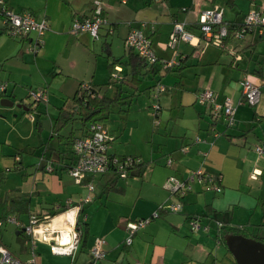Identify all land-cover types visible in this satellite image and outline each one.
<instances>
[{
  "label": "crops",
  "instance_id": "obj_1",
  "mask_svg": "<svg viewBox=\"0 0 264 264\" xmlns=\"http://www.w3.org/2000/svg\"><path fill=\"white\" fill-rule=\"evenodd\" d=\"M2 1L8 9L46 20L48 28L34 51L36 35L11 36L0 13V84L6 85L0 91V217L10 214L27 223L33 214L43 219L73 211L80 235L72 254L56 255L39 239L42 226L34 232L35 258L36 252L49 254L57 264H69L82 249L90 255L94 238L102 237L106 264H237L225 244V231L239 229L246 237H262L264 231V152L256 150L264 148V29L248 30L241 38L231 30L217 46L204 43L198 24L202 10L217 6L227 23L239 26L250 9L264 12V0H99L113 32L103 28L98 39L87 31H71L74 17L89 16L95 0ZM174 21L184 23L195 38L170 47ZM132 28L142 29L151 39L159 59L144 61L135 81L130 80L128 65L115 64L111 71L108 66L114 59H128L125 38ZM118 41L124 45L122 52L116 50ZM113 73L121 77L113 82L122 85L123 94L102 117L113 136L109 150L138 156L143 166L126 178L109 172L92 176L94 190L89 191L69 173L76 159L73 139L88 124L82 122V107L75 106V120L60 131L54 123L82 82L102 86L101 92L112 96L115 86L105 83L112 81ZM98 74H107L105 83L96 80ZM244 77L260 85V99L253 106L243 100ZM204 88L213 90L218 102L232 98L233 125L222 117L213 120L211 107L196 101ZM38 89L46 90V101L31 100L30 91ZM3 99L12 105L2 104ZM197 168L220 177L221 190L196 184L179 198L163 187L168 176L184 177ZM88 195L90 200L83 201ZM178 201L180 211L167 209ZM156 211L158 216L126 245V223ZM193 218L202 226L198 230L190 228ZM54 223L50 221L47 234L64 236ZM24 235L28 259L32 238ZM0 244L9 248L1 237Z\"/></svg>",
  "mask_w": 264,
  "mask_h": 264
},
{
  "label": "built area",
  "instance_id": "obj_2",
  "mask_svg": "<svg viewBox=\"0 0 264 264\" xmlns=\"http://www.w3.org/2000/svg\"><path fill=\"white\" fill-rule=\"evenodd\" d=\"M126 0H122L125 2ZM0 13L6 23L7 33L13 37L22 38L30 34L36 35V39L32 44V50L36 51L42 44L46 29L48 28L46 20L37 21L34 16L28 11L15 12L8 9L2 0ZM199 30L201 31V38L205 44H214L221 46L224 40L229 35V23L223 18V9L217 6L204 9L200 12L199 16ZM106 29L107 33L113 32V27L109 23L107 17L104 15L101 1L95 0L93 2V9L89 16L86 17H74L71 24V31L74 34L87 31L95 39L100 38L101 30ZM257 28L259 31L264 29V12L259 9H250L244 15L243 21L239 26L233 27L234 35L237 38L243 37V35L251 29ZM195 36L187 31L184 27V23L174 21L172 31L169 36L170 47H175L180 40L191 42ZM125 45L128 48L133 49L140 57L144 59L146 63H155L159 59L152 47L151 39L144 33L142 29L132 28L125 38ZM166 66L171 65L170 61H163ZM120 71V68H119ZM112 82L120 79L118 73L112 74ZM90 84L82 82L80 84L81 90L90 89ZM242 95L244 103L251 106L258 103L260 99V85L244 77L241 80ZM5 84H0V91H4ZM159 89H163L160 86ZM30 97L34 102L47 100V92L44 89L31 90ZM196 101L199 104L209 105L211 107L212 119L222 117L228 126L234 124L235 121V106L233 100L229 96H225L221 102L216 100V93L209 89L204 88L199 90L196 95ZM154 109H158L157 103L153 104ZM113 136L104 126L101 121H91L85 127L84 132L75 137L72 142V149L76 156L74 163L69 167V173L77 183H85L89 191L94 190V184L90 177L95 175H102L105 173H113L119 178H126L136 166L142 164V160L138 156H118L110 152V142ZM256 150L261 153L264 152V148L261 146L256 147ZM168 166L172 165V159L168 157L166 159ZM52 170V168H48ZM200 187H206L207 185L215 191L221 190L220 177L212 175L202 168L191 170L186 176L178 177L175 175L168 176L163 187L167 189L172 195H176L181 198L186 193L193 190L194 185ZM90 196H86L83 201H89ZM162 208V207H161ZM182 208L180 201L167 205V209L172 212H178ZM158 216V212H154L151 217L139 218L136 220H130L126 223L127 236L124 239V243L129 245L132 243L133 235L139 229L145 227L152 218ZM55 216H44L41 219L39 216L33 214L29 217L27 223H23L16 216L7 214L0 217V227L4 224H13L17 229L23 230L27 235H30L32 240L31 256L22 260L18 256L14 255L7 246L0 244V264H37L35 259L34 245L37 239L34 236V232L40 229L42 226L47 229L50 221ZM67 222L70 224V229L67 231V239L63 241L64 236H56V245H51L50 250L56 254H72L79 243L80 235L76 230V224L73 220ZM202 226L197 219H191L190 228L192 230H198ZM42 231L39 239L43 240L48 231ZM203 229H208V226H203ZM105 240L102 237H95L93 245L90 248V255L93 260L102 259L106 256V250L104 249ZM136 264H143L136 262Z\"/></svg>",
  "mask_w": 264,
  "mask_h": 264
},
{
  "label": "trees",
  "instance_id": "obj_3",
  "mask_svg": "<svg viewBox=\"0 0 264 264\" xmlns=\"http://www.w3.org/2000/svg\"><path fill=\"white\" fill-rule=\"evenodd\" d=\"M233 30L232 23H229V31ZM109 56V55H108ZM123 64L128 65L130 67L129 74L131 75L130 80H138L140 68L144 63V59L140 57L137 53L134 52L133 49L128 48V59L126 61L122 60V58L114 59L111 63H109L110 71L113 69L115 64ZM114 85L116 83L112 81H108L105 83V86ZM102 86L95 87L93 85L90 86L88 90H81L80 87L76 92V97L71 100V103L66 107H62L60 109L59 115L55 120L54 129L56 131H60L65 125L74 121L76 116L75 106L79 105L82 107V111L80 112V116L83 124L91 121H102L103 115L109 111L111 106L117 103L123 94L122 85L119 84L115 86V90L112 96L106 95L105 92H101ZM72 107V108H71ZM74 109V110H73ZM143 163L136 167H142ZM262 207H264V202H262ZM77 225H79L81 229V236L86 237V231L84 227L81 226V222L78 220ZM19 233L24 235L23 230H19ZM242 234L239 229H228L224 233V237L227 234ZM243 235V234H242ZM257 240L264 242V237H252Z\"/></svg>",
  "mask_w": 264,
  "mask_h": 264
},
{
  "label": "rangeland",
  "instance_id": "obj_4",
  "mask_svg": "<svg viewBox=\"0 0 264 264\" xmlns=\"http://www.w3.org/2000/svg\"><path fill=\"white\" fill-rule=\"evenodd\" d=\"M123 48H124L123 43L118 41V43L116 45L117 52H122ZM102 66L103 65H101V67ZM96 80L98 82H101V84L105 83V81L107 80V74H105V75L103 74V76H102V74L101 75L98 74ZM141 97H143L142 99H144V97L146 98V95H143ZM31 100H32V98H31ZM139 102H140V100H139ZM32 103H34V102H32ZM117 106L118 107L123 106V104H118ZM149 113H151L150 107H149ZM135 177H137V176H135ZM132 178H134V177H132ZM136 179L141 180L140 177L139 178L137 177ZM99 188H100V190L102 189L101 187H99ZM245 234L249 235L248 233H245ZM260 236L264 237V231H262L260 233ZM0 237H1L2 241L9 246L8 249L14 255L18 256L22 260L27 259L28 255L25 254L27 252V249H28L27 244H26L27 243V236L22 235V234H17L16 228H14L13 225L4 224L2 227H0ZM67 238H68L67 235H65L62 240L66 241ZM44 241L49 246H51V245L57 246L56 238L52 235H47L45 237ZM54 254H56V253H54ZM79 254H80V257L74 259L73 261L72 260L69 261V264H90L91 261H93L97 264H100L101 262H102V264H106L103 261L105 257L102 259H98V260H91L90 255L87 251V248L80 250L78 255ZM56 255H64V254H56ZM36 258H37V261H36L37 264H57L55 259L51 258V256L49 254H42V253L37 254V252H36ZM121 264H126V262L124 260H121Z\"/></svg>",
  "mask_w": 264,
  "mask_h": 264
},
{
  "label": "water",
  "instance_id": "obj_5",
  "mask_svg": "<svg viewBox=\"0 0 264 264\" xmlns=\"http://www.w3.org/2000/svg\"><path fill=\"white\" fill-rule=\"evenodd\" d=\"M1 100L4 105L11 102ZM225 244L237 264H264V242L242 234H227Z\"/></svg>",
  "mask_w": 264,
  "mask_h": 264
},
{
  "label": "bare ground",
  "instance_id": "obj_6",
  "mask_svg": "<svg viewBox=\"0 0 264 264\" xmlns=\"http://www.w3.org/2000/svg\"><path fill=\"white\" fill-rule=\"evenodd\" d=\"M66 218H68L69 220H72L73 211H69L68 213L58 215L53 219V221L56 222L54 223L55 225L54 227H61L63 229L62 231H63L64 236L67 235V230L70 229L69 223L65 220ZM40 231H41L40 229L36 230L37 233H39Z\"/></svg>",
  "mask_w": 264,
  "mask_h": 264
}]
</instances>
